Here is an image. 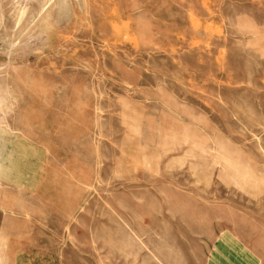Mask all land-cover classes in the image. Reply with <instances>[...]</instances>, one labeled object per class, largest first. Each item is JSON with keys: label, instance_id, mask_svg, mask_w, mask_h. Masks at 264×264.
Wrapping results in <instances>:
<instances>
[{"label": "rangeland", "instance_id": "rangeland-1", "mask_svg": "<svg viewBox=\"0 0 264 264\" xmlns=\"http://www.w3.org/2000/svg\"><path fill=\"white\" fill-rule=\"evenodd\" d=\"M1 264H264V0H0Z\"/></svg>", "mask_w": 264, "mask_h": 264}, {"label": "crops", "instance_id": "crops-1", "mask_svg": "<svg viewBox=\"0 0 264 264\" xmlns=\"http://www.w3.org/2000/svg\"><path fill=\"white\" fill-rule=\"evenodd\" d=\"M1 257H2V256H0V264H1V262H2V259H1Z\"/></svg>", "mask_w": 264, "mask_h": 264}]
</instances>
